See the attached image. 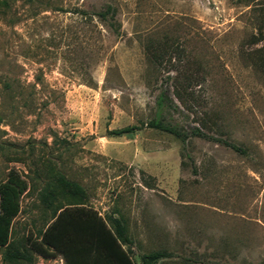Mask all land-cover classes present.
<instances>
[{"label":"rangeland","instance_id":"1","mask_svg":"<svg viewBox=\"0 0 264 264\" xmlns=\"http://www.w3.org/2000/svg\"><path fill=\"white\" fill-rule=\"evenodd\" d=\"M263 37L264 0H0V186L28 185L0 264H65L32 244L66 207L122 219L136 264H264Z\"/></svg>","mask_w":264,"mask_h":264},{"label":"trees","instance_id":"2","mask_svg":"<svg viewBox=\"0 0 264 264\" xmlns=\"http://www.w3.org/2000/svg\"><path fill=\"white\" fill-rule=\"evenodd\" d=\"M32 1V0H27ZM99 13L98 17L105 20L108 13ZM264 39V37L262 38ZM165 102V97L158 100L159 106ZM147 127L171 134L185 141L186 136L178 129L164 123L162 119L152 120ZM139 128L135 126L109 131V136L122 137L133 134ZM193 137L211 140L232 149L241 156L247 152L240 146L219 138L209 137L199 130L192 132ZM64 185L72 183L61 178ZM28 189L22 175L11 170L6 182L0 186V250L7 247L10 241L13 222L21 212V199ZM133 244L126 224L114 216L105 219L100 214L88 208H62L55 215L53 223L41 235L40 241L34 242L33 251L46 258L61 256L65 264H136L126 246ZM166 250L153 251L140 257L141 264H159L172 258ZM32 262V259H29Z\"/></svg>","mask_w":264,"mask_h":264}]
</instances>
